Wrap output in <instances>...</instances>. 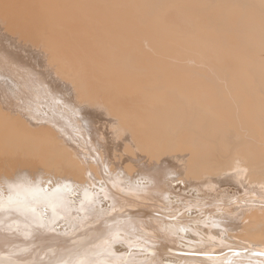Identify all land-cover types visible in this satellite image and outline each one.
<instances>
[{
    "label": "bare ground",
    "instance_id": "obj_1",
    "mask_svg": "<svg viewBox=\"0 0 264 264\" xmlns=\"http://www.w3.org/2000/svg\"><path fill=\"white\" fill-rule=\"evenodd\" d=\"M4 1L0 264H264V0Z\"/></svg>",
    "mask_w": 264,
    "mask_h": 264
},
{
    "label": "rangeland",
    "instance_id": "obj_2",
    "mask_svg": "<svg viewBox=\"0 0 264 264\" xmlns=\"http://www.w3.org/2000/svg\"><path fill=\"white\" fill-rule=\"evenodd\" d=\"M7 0H5L4 1V5H6L7 6V8L6 9H10L9 11H8V20H11L12 18H14L13 17V15H15V12H14V10H12L11 8H12V6H13V8H14V6L16 7V5H14V3L12 2V0H8L7 1V3L8 4H11V5H8V4H5V2H6ZM252 3V2H251ZM2 4V5H3ZM16 4V3H15ZM3 5V7H4V9H5V6ZM252 5H254V2L252 3ZM8 6H10V8L8 7ZM1 35H3V34H1L0 33V36ZM1 37H4V36H1ZM12 43H14V42H11V45H12ZM9 44H10V41H9ZM23 48L25 49V50H23V51H27L26 53L25 52H22V54H25V55H29L28 57L27 56H23V60L24 61H27L28 60V62L31 60L32 62H33V60L35 59H33V56L35 55L34 54V52H30L31 50L30 49H28V48H26V46L24 47L23 46ZM30 53H32V54H30ZM28 58L27 60H25L26 58ZM30 57V58H29ZM35 57V56H34ZM30 61V63H32ZM3 80V82L4 81H6V79H4V78H1V81ZM11 82H9V84H10ZM7 84V83H6ZM11 85H12V83H11ZM11 88H14V86L13 87H11ZM139 160H140V158H139ZM128 161H124V163H127ZM2 197V196H1ZM209 200V199H208ZM210 201V200H209ZM190 202V201H189ZM198 204L199 203H197L195 206H192V207H188L187 208V211H192L193 213L191 214V215H188V217H190V219H193V218H195V217H197V216H202L203 215V213L201 212V213H198L197 214V212L199 211V210H205L208 206H210V205H208L207 207H205V206H201V207H199L200 206V204H199V206H198ZM218 211L219 210H213L211 213H207V215L206 216H202V217H199V220L197 221V222H195V224H200V222L201 221H210L208 218H207V216H209V215H212V214H216V213H218ZM157 215H161V214H159V213H156ZM196 214V215H195ZM149 216V218H151L153 215H148ZM175 223H179V222H175ZM189 224H193V223H190V222H188ZM181 226L183 225V223H179ZM202 226H204L203 224H201ZM183 227L185 228V230L186 231H191L192 229H191V227H188V226H184L183 225ZM179 230H180V227H179ZM145 236H147L148 235V237L150 236L151 237V235L150 234H147V233H143ZM140 240L141 241H144V240H142L141 238H140ZM182 241H186L185 239H181ZM183 243V242H182ZM133 249V248H132ZM228 250H226V251H222V252H219V253H217V254H215L214 252H208V253H206V252H202V254L200 253L199 255H202V256H204V257H219V256H221V255H223V254H225L226 252H227ZM175 252H179V251H175ZM238 252V251H237ZM138 253V254H137ZM143 252H134V254L135 255H139V254H142ZM210 253V254H209ZM180 254V253H179ZM193 254V253H192ZM176 258H178V256H175Z\"/></svg>",
    "mask_w": 264,
    "mask_h": 264
},
{
    "label": "snow or ice",
    "instance_id": "obj_3",
    "mask_svg": "<svg viewBox=\"0 0 264 264\" xmlns=\"http://www.w3.org/2000/svg\"><path fill=\"white\" fill-rule=\"evenodd\" d=\"M261 255H264V253H262Z\"/></svg>",
    "mask_w": 264,
    "mask_h": 264
}]
</instances>
